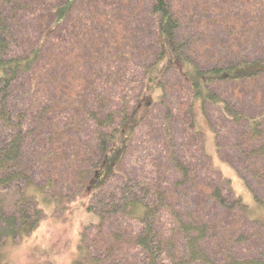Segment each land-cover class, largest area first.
Returning <instances> with one entry per match:
<instances>
[{
  "label": "trees",
  "instance_id": "trees-1",
  "mask_svg": "<svg viewBox=\"0 0 264 264\" xmlns=\"http://www.w3.org/2000/svg\"><path fill=\"white\" fill-rule=\"evenodd\" d=\"M69 1L0 0V246L85 192L73 264H264V0Z\"/></svg>",
  "mask_w": 264,
  "mask_h": 264
},
{
  "label": "rangeland",
  "instance_id": "rangeland-1",
  "mask_svg": "<svg viewBox=\"0 0 264 264\" xmlns=\"http://www.w3.org/2000/svg\"><path fill=\"white\" fill-rule=\"evenodd\" d=\"M70 0L68 3H70ZM177 7L179 5L177 4ZM65 10L58 11V23L62 22ZM209 116L217 128L226 134L230 128L229 122H222L221 116L215 111H209ZM193 127L204 139V152L212 169L229 182L234 196L250 211L255 207L251 191L242 179L226 163L222 162L215 149L214 135L209 130L206 117L199 107L193 112ZM228 184V185H229ZM84 194L70 204L65 213L50 210L37 229L22 241L6 242L1 245V264H73L85 261V252L80 246L81 235L90 224H95L96 217L86 210Z\"/></svg>",
  "mask_w": 264,
  "mask_h": 264
}]
</instances>
